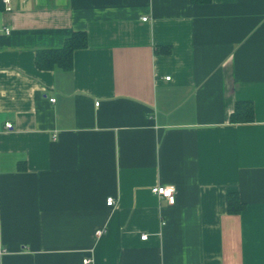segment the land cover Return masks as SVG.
I'll return each instance as SVG.
<instances>
[{
    "label": "crops",
    "instance_id": "0c3cea01",
    "mask_svg": "<svg viewBox=\"0 0 264 264\" xmlns=\"http://www.w3.org/2000/svg\"><path fill=\"white\" fill-rule=\"evenodd\" d=\"M10 5L0 264H264V0ZM74 31L72 70L39 69ZM237 101L252 122L230 121ZM168 185L173 205L151 192Z\"/></svg>",
    "mask_w": 264,
    "mask_h": 264
},
{
    "label": "trees",
    "instance_id": "16d2710c",
    "mask_svg": "<svg viewBox=\"0 0 264 264\" xmlns=\"http://www.w3.org/2000/svg\"><path fill=\"white\" fill-rule=\"evenodd\" d=\"M3 1V0H2ZM194 4H207L212 0H191ZM1 3V0H0ZM89 45V39L84 31H74L66 39L63 45L58 48H46L36 51V64L39 69L47 70L55 66L65 70H72L75 50L85 49ZM159 53L170 54L169 48L161 47ZM254 120V106L251 101H237L235 110L230 117L233 124L250 123ZM227 208L229 213L238 214L246 209L241 201L239 194H230L227 199Z\"/></svg>",
    "mask_w": 264,
    "mask_h": 264
},
{
    "label": "built area",
    "instance_id": "2783aa9c",
    "mask_svg": "<svg viewBox=\"0 0 264 264\" xmlns=\"http://www.w3.org/2000/svg\"><path fill=\"white\" fill-rule=\"evenodd\" d=\"M3 4L5 6V10L10 11L11 10V5H10V0H3ZM143 21H146V19H143ZM166 79H169L168 77ZM52 102L55 101V99H51ZM98 104V103H97ZM5 127L7 129H13V125L11 123H6ZM151 192L155 194L156 196H159L162 199H165L168 201L169 204L173 205L175 204L176 201V195L175 193V187L173 185H168V186H154L151 188ZM115 203V199L113 197L108 198L107 200V205L112 206ZM103 234V230H98L96 235L100 236ZM142 239H146V236H142ZM92 260L91 259H85L84 263L85 264H91Z\"/></svg>",
    "mask_w": 264,
    "mask_h": 264
}]
</instances>
